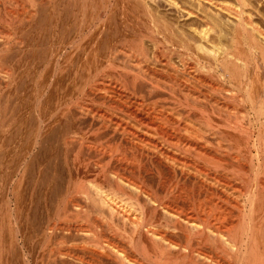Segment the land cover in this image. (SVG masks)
I'll list each match as a JSON object with an SVG mask.
<instances>
[{
  "label": "bare ground",
  "instance_id": "obj_1",
  "mask_svg": "<svg viewBox=\"0 0 264 264\" xmlns=\"http://www.w3.org/2000/svg\"><path fill=\"white\" fill-rule=\"evenodd\" d=\"M1 20L0 264H264V0Z\"/></svg>",
  "mask_w": 264,
  "mask_h": 264
},
{
  "label": "rangeland",
  "instance_id": "obj_2",
  "mask_svg": "<svg viewBox=\"0 0 264 264\" xmlns=\"http://www.w3.org/2000/svg\"><path fill=\"white\" fill-rule=\"evenodd\" d=\"M11 5H13L12 7H11ZM10 5V8L12 9V10H17V11H21V12H23V7L21 6V5H18V4H16L15 5V3L14 4H11ZM19 6V7H18ZM18 7V8H17ZM22 7V8H21ZM29 9V8H28ZM105 16V13H103L102 12V17H104ZM4 21H5V19H4ZM1 23H2V20L0 21V25H1ZM21 24V25H20ZM50 23H48V25H49ZM16 28H23V29H25V28H27V30H24L23 32H21V33H11L10 35L8 34H3V33H0V43H3V41L4 40H7L8 38H16V36H17V38H23V37H26L27 35H29L28 34V31H29V28H30V26L29 25H27L26 26V24H25V20H23V21H16V22H14V24H13ZM48 25H46V26H48ZM10 30H11V28H10ZM27 32V33H26ZM5 36V37H4ZM6 37H8V38H6ZM11 38V39H12ZM152 180H153V177H152Z\"/></svg>",
  "mask_w": 264,
  "mask_h": 264
}]
</instances>
